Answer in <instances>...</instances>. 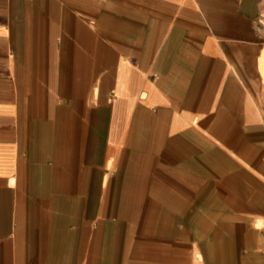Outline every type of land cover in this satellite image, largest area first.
<instances>
[{"label":"crops","instance_id":"0c3cea01","mask_svg":"<svg viewBox=\"0 0 264 264\" xmlns=\"http://www.w3.org/2000/svg\"><path fill=\"white\" fill-rule=\"evenodd\" d=\"M0 264H264V0H0Z\"/></svg>","mask_w":264,"mask_h":264}]
</instances>
